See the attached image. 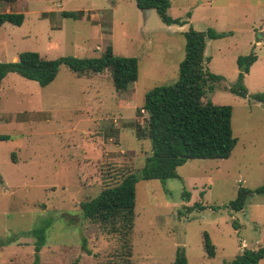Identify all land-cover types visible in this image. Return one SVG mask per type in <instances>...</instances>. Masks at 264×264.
<instances>
[{
    "label": "rangeland",
    "instance_id": "374dc122",
    "mask_svg": "<svg viewBox=\"0 0 264 264\" xmlns=\"http://www.w3.org/2000/svg\"><path fill=\"white\" fill-rule=\"evenodd\" d=\"M168 1L167 15L183 26L163 24L133 0L0 1V13L23 15L20 26L0 27V63L22 52L97 58L107 46L137 63L136 81L121 91L107 70L77 77L63 65L44 87L11 72L0 81V135L8 137L0 142V264L34 263L33 229L44 240L35 264H172L177 247L186 264H221L243 249H264V194L247 197L239 212L225 208L238 187L264 186V102L224 90L235 83L237 57L252 52L254 72L243 84L248 96L264 94L255 76L264 69V0ZM189 26L230 32L205 40L206 67L222 80L202 100L230 106L236 144L227 159L186 161L178 178H138L132 230L110 233L83 219L79 203L138 175L150 153L149 141L136 138L146 126L143 97L176 81ZM202 232L213 258L202 250Z\"/></svg>",
    "mask_w": 264,
    "mask_h": 264
},
{
    "label": "trees",
    "instance_id": "16d2710c",
    "mask_svg": "<svg viewBox=\"0 0 264 264\" xmlns=\"http://www.w3.org/2000/svg\"><path fill=\"white\" fill-rule=\"evenodd\" d=\"M133 2L138 10H153L159 20L167 26H183L186 23L167 15L170 7L168 0ZM62 16L73 18L77 13L64 12ZM22 21L21 13H0V27L4 23L20 26ZM229 34L230 32L217 33L209 28L196 31L190 26L182 33L183 58L177 67L176 81L170 85L156 86L143 97L141 110L147 114L146 126L144 132L137 131L136 138H146L149 141L150 153L144 158L138 175L127 174L115 186L104 188L95 198L79 203L83 219L100 224L110 233L128 235L133 226L135 184L138 178L158 181L174 179L178 178L176 168L188 160H221L229 157L236 144L231 132V108L202 100L204 95L212 92L213 87L219 86L222 80L221 76L210 73L206 67L208 58L203 54L205 40L220 39ZM255 60L252 52L237 57L235 83L224 90L242 99L263 102V93L248 96L243 85L244 77ZM61 65L77 77L107 70L116 91L125 90L137 78L136 59L115 56L107 46L104 53L97 58L65 56L46 60L37 53L22 52L14 62L0 63V81L11 72L44 87L54 80ZM7 139V136L0 135V142ZM252 194H264V186L254 190L238 187L235 198L225 208L233 212L241 211L245 199ZM30 234L35 239L33 248L35 264L39 248L44 241L43 230L33 229ZM84 246L85 240L82 239L80 247L88 253ZM201 247L207 258L214 257V246L205 232L201 233ZM263 259L264 249H243L231 261L221 264H258ZM122 264L127 263L124 261ZM172 264H186L182 247L175 249Z\"/></svg>",
    "mask_w": 264,
    "mask_h": 264
},
{
    "label": "crops",
    "instance_id": "0c3cea01",
    "mask_svg": "<svg viewBox=\"0 0 264 264\" xmlns=\"http://www.w3.org/2000/svg\"><path fill=\"white\" fill-rule=\"evenodd\" d=\"M9 9H7L6 11H8ZM7 13H10V12H7ZM256 61V60H255ZM256 62H254L250 67H249V70H248V72H247V74L245 75V77H244V80H243V82L245 83V78H247L252 72H254V64H255ZM256 76V80L257 81H259V80H261V79H264V69L262 70V71H260V74H258V75H255ZM244 85V84H243ZM246 89V88H245ZM247 94H248V92H247ZM245 99H248V98H245ZM249 100V99H248ZM251 101V103L253 104V103H257V104H262L263 102H254V101H252V100H250ZM249 102V101H248Z\"/></svg>",
    "mask_w": 264,
    "mask_h": 264
}]
</instances>
